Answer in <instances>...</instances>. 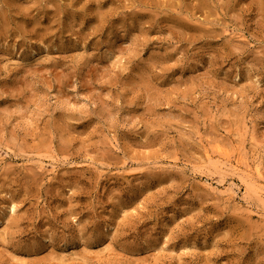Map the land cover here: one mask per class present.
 <instances>
[{"label": "rangeland", "instance_id": "374dc122", "mask_svg": "<svg viewBox=\"0 0 264 264\" xmlns=\"http://www.w3.org/2000/svg\"><path fill=\"white\" fill-rule=\"evenodd\" d=\"M0 264H264V0H0Z\"/></svg>", "mask_w": 264, "mask_h": 264}]
</instances>
